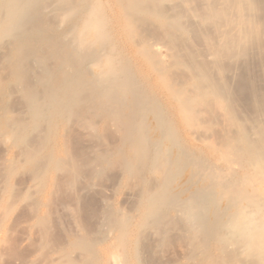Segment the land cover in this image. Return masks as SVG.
<instances>
[{"label":"bare ground","instance_id":"obj_1","mask_svg":"<svg viewBox=\"0 0 264 264\" xmlns=\"http://www.w3.org/2000/svg\"><path fill=\"white\" fill-rule=\"evenodd\" d=\"M38 1L0 2V40L7 36L15 39L14 45L12 41L10 43L14 53V61L10 65L13 69L10 67V71L18 73L17 80L25 99H29V105L40 106V100L44 97H51L52 101L57 99L55 93L60 91L58 87L61 80L63 83L71 82L67 92L70 94V102L67 101L70 104H67L69 118L79 116L78 107L81 106L91 111V114L95 112L96 116L98 111H109V118L120 131L121 140L125 143L126 139L134 145L132 149V144L128 142L135 154V163L145 165L144 162L148 161L146 154L151 151L148 172L159 181L168 174L175 177L185 169L190 170L187 181L184 180L187 191L182 189V195L187 192L186 197L174 195V188V193L166 197L171 189L163 185L161 189L154 188L153 192L148 190V223L145 222L146 226L144 222L140 225L150 228L149 234L163 238L171 228L172 231L180 228L177 227L176 218H169L165 215L167 213L162 212L161 207L167 204L168 208L177 209L175 212L178 211L184 220L182 234L186 236L185 240L192 250L194 248L196 252L207 253L208 243L213 241L216 244L214 250L218 251L216 257L223 261L227 259L229 263L226 261V264H244L243 258L236 262L240 255L252 263L255 260L253 264H264V0H57L60 3L56 2L60 6L57 10L58 19L70 23L64 33V36L67 34L71 37L69 43L64 42L67 35L44 34L50 28L46 20L41 19L44 24H34L33 17L38 15H34ZM28 24H34L31 27L33 32L43 33L41 39L36 38L37 41H34L36 39L29 34L26 38L24 30H27ZM37 42L45 43L46 49L42 50ZM92 47L96 49L90 50ZM161 50L164 54H161ZM126 51L131 55L130 58L126 57ZM81 52L85 53V60L93 69L91 77L79 75ZM47 57L53 59L63 72L69 69L74 75L67 73V77L64 73L60 81H52V69L49 68L51 65ZM132 59L140 63L146 75L153 79L154 85L163 93L168 109L178 117L184 139H193L200 145V154L196 157L188 156L189 151L184 152V147L180 154L174 153L177 151L175 147H180L176 132L178 128L176 130L172 125V116L170 119L166 117L169 112L157 105V98L145 91L147 89H144L143 82L137 79V69H134V64H130L131 61L133 63ZM30 61L37 65L39 72L32 73L34 70L28 67ZM30 71L34 80L28 76L26 78ZM13 75L16 76L15 73ZM32 80L43 84L47 89L43 94L47 95L42 98V93L35 92ZM148 90L151 94L152 91ZM35 109V115L40 117L42 111L38 113L39 108ZM148 116L155 122L151 128L147 124ZM86 118H76V127L82 130L95 128L94 121ZM155 131L159 132V137L148 145ZM123 142L120 144L123 145ZM171 151L174 153L172 157ZM125 165L120 164L123 168ZM131 165H128V169ZM136 172L138 174L140 169ZM196 252H193L194 255H198ZM115 255L110 257L112 261L115 258L116 262L118 254Z\"/></svg>","mask_w":264,"mask_h":264},{"label":"rangeland","instance_id":"obj_2","mask_svg":"<svg viewBox=\"0 0 264 264\" xmlns=\"http://www.w3.org/2000/svg\"><path fill=\"white\" fill-rule=\"evenodd\" d=\"M56 2L58 3L57 0L38 1L37 3L39 4L36 3V6L38 7H35L36 9L34 10V15L38 14V18L36 16L33 17V21H35L34 24H37L36 26H38L39 22H41V25L42 23L44 24V21L46 20L45 23H48L47 25L50 26L48 29L51 32L46 30L47 32L44 34L51 33L58 36H64V33L67 31L66 28L70 23L68 24L66 21L63 23V20L58 19L57 16L59 11L57 10L60 7V3L57 5ZM41 19L44 21L42 20V22ZM33 21L31 18V22ZM31 22L28 23L32 24ZM49 23L51 24L49 25ZM59 23H63V25ZM29 24L26 26L27 30H24L26 32H24L26 38H28L27 35L29 34L33 39H41L43 33L41 34L36 31L33 32V28L31 27H33L34 24L31 26H29ZM29 27L31 28V31H29ZM38 34L39 37H37ZM66 35L67 34H65V36ZM65 38L64 42L68 41L69 43L71 37L67 35ZM37 39L34 41H37ZM11 41L14 45L15 39H11V37H3L0 40V264H114L116 262L118 264H220L219 262H221V264H226L227 259L226 261H223L220 260V258L218 259V256L216 257L218 251L214 250L216 249V244H214L215 242L213 241H209V248L206 250L207 253H200L198 251L197 253L194 248L192 250V247L189 246L186 241V236L182 234V227L185 226V223L182 224L184 220L181 219L178 211V213L175 212L177 209L174 210L171 206L168 208L167 204L161 207L162 212L167 213L164 214L167 215V217L169 216V218H176L177 227L180 228L173 229L174 231H172L171 228V231H169L165 237L159 238V236L157 237L152 233L149 234L151 231L150 228L148 229L144 227V225L148 223L146 217L150 204V193L148 190L153 192L154 188L156 190L165 186L168 190L174 188V195L179 194L178 196L180 198L186 197L187 192H183L182 195V189L185 188L187 191L185 185L187 184L186 179H188V172L190 170L185 169L175 177L168 174L163 177L165 181H163V178H160L162 180L159 181L157 177L150 174L151 172H148V170L150 171L149 159H151V151L148 155L146 154V159L148 158V161H143L145 165L140 162L135 163V154L132 150L134 145L126 139H124L125 143L122 141L123 139L121 140V133L117 130L116 125H114L115 123H112V120L109 118L111 117L109 111H100L101 113H98V111V116H96V114H94L95 112L91 114V111L81 106L78 107L80 109L79 111L76 109L79 116L69 118L67 104L70 102V97L68 98L69 93L67 92H69L68 85L71 84V82L69 83L68 81L65 82V84L63 83V80H61L62 85L60 84L58 87V90L60 91H56L55 93L56 95L58 94L57 96L55 95L57 99L54 98L53 101L51 100V97H44V99H42L44 95H47V93L43 94V92H47V89L43 84L33 81L34 79L31 75L39 72V68L34 62L32 63V61H30L31 63L29 62L31 67L29 64L28 67L37 71H33V74L30 71L26 74V78L31 77L33 79L32 84H34L32 87L33 90L38 94L42 93V95L40 94V96H42V100H40L42 106L40 103L39 105L41 107L38 105L36 107H32L31 104L29 105V99H25L26 97L24 93L22 94L19 80H17L19 78L17 77L19 76L18 73L14 70V72L10 71V67L14 61L12 58L14 53L11 49L13 47L12 44H10L12 43ZM38 44L37 45L41 47L42 50L46 49L45 43L39 42ZM10 45L12 47H10ZM41 48L39 50H41ZM94 49L96 48H90V50ZM84 52L87 51L84 50ZM160 52L161 54H164L163 50ZM83 54L85 53L81 54L83 59L80 58L81 61H79V64L82 65L79 75H88V78L93 74V69L90 68L91 65L88 63L87 59L85 60L86 55L84 56ZM126 55L127 58H130L131 56L130 54V56L128 55V52ZM9 58H12L11 61ZM47 59L50 63L49 65H51L49 68L50 70L52 69L50 71L53 78L52 81L54 79L55 81H60V79L63 78L62 76L64 73H70V76L74 73L69 69L63 72L64 70L62 71L53 59L49 60L50 57H47ZM83 60L85 61L83 62ZM136 61L137 60H133V63L131 61L130 64L131 66L134 64V69H137L138 71V74L136 73L138 77L137 79L143 82L144 89H147L145 91H147L148 95H152L151 97L154 96L155 99L157 98V101L154 100L157 102V105L162 108L160 109L169 112V114H166V117L170 119L172 116L170 119L172 125H174L176 130L178 128V131L176 132L180 138V147H175V150L177 151L172 148L173 152L175 151L174 153L180 154L184 147V152L189 151L188 153L186 152L189 154L188 156H191L192 158L194 156L196 157L199 153V148H201L199 147L200 145L193 139L190 141L184 139V134L181 132L182 126L179 124L175 112L168 109L163 93L158 90L153 83V79L146 75L147 73H145V69L140 67V63L138 61L137 63ZM88 65H90L89 68L87 67ZM12 69L13 68L11 67V70ZM57 72L60 73L58 74ZM14 73L16 76L13 75ZM143 77L146 78L144 79ZM30 79L29 81H31ZM63 84L65 87H63ZM92 87L93 89L95 88L94 86ZM148 89L152 91L151 94H149ZM50 100L51 102H48ZM62 106H64V108ZM31 108L33 109L32 111H30ZM35 108H39L37 109L38 113L42 111L40 117L35 115ZM59 110L62 111L58 112ZM80 116H85L92 122L94 121L93 123L96 124L94 125L95 128L82 130V128L80 129V127H76L75 120L78 117L80 118ZM106 117L108 121L106 120ZM148 117V122H151L150 124L147 122V124L150 125L149 128H151V125L154 126V120L152 122V117ZM37 123L39 124L38 126L36 125ZM155 127L152 128L155 129ZM7 130H10V133ZM11 132L16 136L15 138ZM101 134L102 137H100ZM154 134L153 137L151 136L152 138H150L148 145H151L153 139L159 137V132L155 131ZM151 135H153V133ZM6 136L7 138L5 139ZM120 141L123 142V145H121L122 143ZM128 142L132 144V149H130L131 145ZM106 144L110 145L108 146ZM189 148L191 149L189 150ZM193 148L197 149V152ZM95 150L97 151L95 152ZM99 152L101 153L99 154ZM103 152H107L106 154L108 156ZM173 152L171 151V157L174 154ZM132 154H134V156ZM103 156L105 157L104 159ZM177 156L174 158H177ZM73 158L76 159L74 160ZM64 159L65 161H63ZM121 159H123V163ZM124 159L126 162H124ZM171 160L174 159L171 158ZM131 163L132 165L129 166L128 169V165ZM133 163L135 165L134 167ZM120 164L122 166L125 165V167L123 168ZM95 165H97V168H95ZM87 166L89 167L87 168ZM117 166H120V168ZM144 166L145 168H143ZM131 167L134 168L133 171H131ZM139 169L140 172L137 174L136 170L139 171ZM76 170L79 171L77 172ZM129 174H134V176L132 175L133 178L130 177ZM155 178L157 179L155 180ZM157 181H159L160 184L159 182L156 184ZM171 190L167 192L166 197L171 195L169 193H174L173 190ZM108 211H110V213ZM106 212H108V214ZM105 215L109 216L107 217ZM143 222L144 225H140ZM152 244H155V247ZM188 249L196 252L195 254L198 255H194L192 251L190 254ZM113 254H116L115 257L118 254L117 261H114L116 260L115 258L113 260L114 263L111 260L114 257L112 256ZM189 258H191L190 261ZM245 258L246 257L243 255H240L237 257L236 262L238 263V260L241 261L242 259V262L245 260V262L249 264L247 262L248 259L246 260ZM227 262L229 263V261ZM245 262L243 263L246 264ZM254 262L255 260L253 263ZM240 263L241 262L238 264Z\"/></svg>","mask_w":264,"mask_h":264}]
</instances>
